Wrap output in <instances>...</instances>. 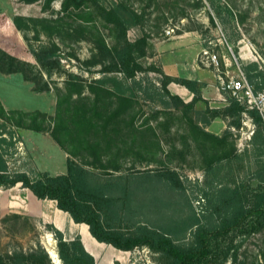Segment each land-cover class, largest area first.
<instances>
[{"label":"rangeland","instance_id":"374dc122","mask_svg":"<svg viewBox=\"0 0 264 264\" xmlns=\"http://www.w3.org/2000/svg\"><path fill=\"white\" fill-rule=\"evenodd\" d=\"M215 1V7L210 0L99 1L105 9L119 12L128 40H146L145 54L138 50L135 52L136 61L142 70L135 76L140 85L135 87L134 99L137 103L134 107L137 113L134 126L138 130L144 129L143 123L147 119L153 128L154 137L146 138H150V141L158 139L160 142V148L147 146L137 149L135 146L134 149L140 153L119 152L112 144L102 160L107 162L108 167H119L118 170L107 169L114 174L129 169L156 170L168 166L178 171L184 185L183 190L173 191L160 182H150L148 191L142 192L139 186L138 197L145 198L146 195L144 213L153 225L178 219L192 208L202 214V190L211 177L206 172L204 160L213 150L208 139L204 140L200 133H192V124L204 127L201 120L210 118V113L205 109L222 108L228 103L230 94L221 87L223 81L235 76L239 70L248 79L245 66L251 64V74L258 70L264 71V0ZM225 7H229L231 13ZM181 11L184 16H181ZM78 12L74 9L63 11L62 0H52L48 5L45 0H0V48L34 65L36 70L41 68L32 50L50 48L60 63L51 76L42 71L43 79L49 83V90L34 89L21 72L0 71V101L6 113L16 111L12 118L0 117L1 136L7 139L2 149L7 152L5 156L11 170L24 171L31 177H37L42 172L62 173L66 171L67 158H72L89 169L104 171L95 168L99 167L98 161L92 162L94 156L88 150L81 149L75 155L70 154L52 135L57 86L64 88L68 72L80 77L85 85L84 93H88V83L92 79L111 75L102 72L103 66L98 61L100 51L96 46L98 35L109 43L112 41L110 29L100 20H83ZM15 17H18L17 23ZM210 17L214 22H211ZM173 55L179 56L177 60L182 58L181 62H176ZM211 55H215V60ZM164 60L165 65L162 63ZM200 71H205L209 86L218 88L222 94L219 99L198 100L189 109L166 108L152 92L154 86H160L168 72H171V76L175 72L180 76H197ZM255 81L258 79L255 78ZM35 112L36 124L40 123L41 126L39 130L30 127L32 120L28 114L33 115ZM243 117L239 128H231V141L237 151L251 147L249 140L255 127L246 113ZM220 119V116L210 118L205 129L221 134L223 129L217 125ZM17 122H21V125H17ZM122 124L119 121V125ZM124 133L125 128L118 127L112 134L117 137L120 150ZM114 150L119 154H114ZM230 150L231 153L235 151L231 147ZM109 159L117 162H108ZM232 172L239 173L235 164ZM252 183L255 184L256 180ZM55 206L54 200L37 199L20 184L0 188V252L20 247L27 249L37 240L45 248L48 247L47 242H52L56 251V240L44 225L53 223L51 211ZM12 213L21 217L14 218ZM56 213L60 214L57 210ZM56 221L58 223V219ZM79 225L83 243L94 252L97 264H115L116 261L120 264H157L160 261V253L148 246L120 250L110 244L96 242L87 232L88 226ZM190 232H182L178 242L190 241ZM90 241L98 246L97 250L90 247ZM234 243L238 248V259H227L223 264H264V229L248 236L237 235ZM55 263L60 264L59 259Z\"/></svg>","mask_w":264,"mask_h":264},{"label":"trees","instance_id":"16d2710c","mask_svg":"<svg viewBox=\"0 0 264 264\" xmlns=\"http://www.w3.org/2000/svg\"><path fill=\"white\" fill-rule=\"evenodd\" d=\"M51 1L45 0V3L48 5ZM99 1L62 0V10H78V16L83 20H100L110 29L112 41L109 43L98 35L96 46L100 51L98 61L103 66L102 72L111 75L92 79L88 83V93H84L85 85L80 77L68 72L64 88L57 86L52 135L70 154L75 155L81 149L88 150L94 156L92 162L98 161L99 167L95 168L104 171L89 169L72 158H67L66 171L62 173L42 172L37 177H31L24 171L11 170L5 156L7 152L2 149L7 139L0 132V188L20 184L39 199L54 200L56 207L67 212L74 222L87 224L90 234L97 241L120 250L148 246L160 253L157 264H223L227 259L237 260L238 248L234 243L237 235L248 236L264 229V116L257 109H246L245 105L231 96L222 108H206L210 118L220 116L226 120V128L221 134L206 130L210 118L201 120L204 127L192 124V133H200L204 140L208 139L213 150L204 160L206 172L211 177L202 190L203 212L197 213L190 205L192 210L186 215L167 220L164 224L153 225L145 216L146 195L142 194L145 198H139V188L142 187L141 192L148 191L150 182H160L175 191L183 190L184 185L178 171L168 166L156 170L129 169L114 174L107 169L118 170L119 167H108L107 162L102 160L112 144L119 152L140 153L134 149L135 146L137 149L147 146L160 148V142L158 139L150 141V138H146L154 134L147 119L143 123L144 129L138 130L134 126L137 113L134 107L137 103L134 99L135 87L140 85L135 76L142 70L136 61L135 52L138 50L145 54L146 40H128L119 12L105 9ZM210 1L214 7L215 4L217 6L215 0ZM225 8L230 12L229 7ZM181 16H184L183 12ZM17 18L15 17L16 23ZM210 20L214 22L212 17ZM32 53L40 70L0 48V71L21 72L33 84L34 89L49 90V83L43 79L42 71L51 76L52 71L60 67L59 60L50 48L32 50ZM252 66H245L248 80L255 88H261L264 85V71L258 70L251 74ZM171 81L188 88L193 93L191 100L185 102L179 95L171 93L167 87ZM152 90L166 108L173 106L189 109L196 101H205L200 94L199 82L193 78L166 74L160 86H154ZM13 113H6L0 101V117L9 119ZM244 113L251 118L255 127L249 140L251 147L237 151L231 141V128L241 126ZM28 116L32 120L30 127L41 129L40 123L36 124L37 113ZM119 121L123 124L119 125ZM16 124L21 125V122ZM118 127L125 128L120 140L123 144L121 150L117 146V137L112 136ZM127 138L130 140L127 141ZM230 147L235 150L233 153ZM115 150L114 154H119ZM108 162L117 161L109 159ZM234 164L238 174L232 172ZM224 168L226 170L222 171ZM253 180H256L255 184L252 183ZM12 216L21 217L17 213H12ZM44 225L56 240L60 264H97L93 254L85 248L80 234L66 239L63 231L53 223ZM186 230H191L190 241L178 242V236ZM0 264L56 263L52 261L44 245L37 240L27 249L20 247L0 252ZM115 264L120 263L116 261Z\"/></svg>","mask_w":264,"mask_h":264},{"label":"crops","instance_id":"0c3cea01","mask_svg":"<svg viewBox=\"0 0 264 264\" xmlns=\"http://www.w3.org/2000/svg\"><path fill=\"white\" fill-rule=\"evenodd\" d=\"M178 57L179 56L173 55V58L175 59V61L180 63L181 60H182V58H179L177 60L176 58H178ZM162 63H163V65H165V60ZM170 73L171 72H168L167 75H170ZM172 76H180V74H178V72H175L174 75H172ZM185 76L188 77V78L196 79L199 82V84H200V94H201V96L205 100H208V98L219 99L220 96H222V94L220 93V91L218 90V88L216 86H209L210 84L207 83L208 82V78H207V75H206L205 71H200L197 74V76H194V75H191V74H185L184 76H180V77H185ZM205 83H207V84H205ZM167 87H168V89L170 90L171 93H174V94L179 95L185 102H188L189 100H191V98L193 96V93L188 88H186L184 85L179 84V83H177L175 81L169 82L168 85H167ZM217 125H218V128H221V129L226 128V120H224V119L221 118L220 121H218ZM211 132H213L215 134H219L218 132H214V131H211ZM37 199H39V198H37ZM56 210L58 212H60V214H57L56 213ZM64 216H66V218ZM57 219H58V223L56 221ZM51 220H52V222H53V224L55 226L56 225L58 226V227L56 226L57 228H59L60 230L63 231L64 237L66 239L73 238V236L75 234H77V233L80 234V236H81V233L79 231V229H80V227H79L80 225L79 224H84V225L87 226V224H85V223H76V222H74L67 212H65V211L57 208L56 206H55V209H53L51 211ZM59 222H60V225H58ZM75 226H77V227H75ZM87 232L90 234L89 230ZM81 240H82V236H81ZM82 242H83V240H82ZM96 242H98V241L96 240ZM89 245H90L91 248H94V250H97L98 249V246L95 243H93L92 241L89 242ZM88 251L91 254H93V256L95 257V254H94V252L91 249H89Z\"/></svg>","mask_w":264,"mask_h":264},{"label":"built area","instance_id":"2783aa9c","mask_svg":"<svg viewBox=\"0 0 264 264\" xmlns=\"http://www.w3.org/2000/svg\"><path fill=\"white\" fill-rule=\"evenodd\" d=\"M211 56L215 60V55ZM221 87L231 97L245 105L246 109H257L264 116V86L255 90L242 70H239L229 80L223 81Z\"/></svg>","mask_w":264,"mask_h":264},{"label":"bare ground","instance_id":"6f19581e","mask_svg":"<svg viewBox=\"0 0 264 264\" xmlns=\"http://www.w3.org/2000/svg\"><path fill=\"white\" fill-rule=\"evenodd\" d=\"M47 244H48V247H47V248H48V250H49L51 256L54 257V259L57 260V258H56V251H55V249H54V245H53V243H52V242H47Z\"/></svg>","mask_w":264,"mask_h":264},{"label":"water","instance_id":"95a60500","mask_svg":"<svg viewBox=\"0 0 264 264\" xmlns=\"http://www.w3.org/2000/svg\"><path fill=\"white\" fill-rule=\"evenodd\" d=\"M46 250H47V252L49 253V256L51 257L52 261L55 262L56 260L54 259V257L51 256L49 250H48L47 248H46ZM56 257H57V259H58L57 253H56Z\"/></svg>","mask_w":264,"mask_h":264}]
</instances>
